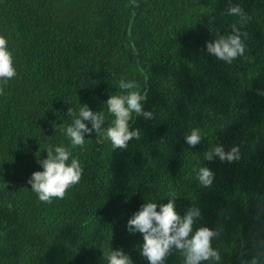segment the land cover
<instances>
[{
    "label": "trees",
    "instance_id": "16d2710c",
    "mask_svg": "<svg viewBox=\"0 0 264 264\" xmlns=\"http://www.w3.org/2000/svg\"><path fill=\"white\" fill-rule=\"evenodd\" d=\"M232 3L248 16L246 53L228 64L205 50L236 22L227 0H0L16 71L0 80V264H105L107 246L147 264L126 221L170 191L178 214L200 209L194 229L218 230L220 260L202 264L258 254L264 264V0ZM121 77L136 81L152 113L133 116L139 138L112 148L86 134L72 149L79 183L41 202L27 178L63 140L68 109L102 111ZM192 128L202 132L194 146L184 140ZM215 144L235 147L236 158L206 160ZM197 165L214 173L210 186L195 179ZM165 264L183 257L172 250Z\"/></svg>",
    "mask_w": 264,
    "mask_h": 264
},
{
    "label": "clouds",
    "instance_id": "9594fccd",
    "mask_svg": "<svg viewBox=\"0 0 264 264\" xmlns=\"http://www.w3.org/2000/svg\"><path fill=\"white\" fill-rule=\"evenodd\" d=\"M227 3L225 11L228 16L235 17L236 22L230 26L229 32L206 41L205 50L217 60L230 64L237 57L245 56L246 33L241 26L247 23L248 16L239 3L234 4L232 0H227ZM7 45L6 38L0 36V80L5 81L16 74ZM117 83V92L107 98L102 111H93L86 105L75 110L68 109L71 122L61 129L63 140L46 148V158L39 161L42 170L33 171L27 178V184L41 202L51 203L53 198L62 199L69 189L79 183L83 166L72 149L85 144L86 134L99 133L100 139L108 141L112 148H125L128 141L139 138L140 130L130 129V122L134 115L151 118L152 113L142 106L146 96L134 79L121 77ZM201 137V130L192 128L184 140L194 146L200 143ZM236 154L235 147L225 151L223 145L215 144L204 153V158L209 161L214 158L231 161ZM192 174L202 186L212 184L214 173L208 167L197 165L193 167ZM166 195L171 197L166 203L147 200L126 221L128 233L141 234L139 251L147 264H165V258L172 250L180 253L183 264L218 262L220 253L212 246V239L218 236V230L207 226L194 229L201 215L200 209L189 207L180 215L175 210L174 192ZM104 258L105 264H133L122 249H109L108 246L104 248ZM260 258L259 254L251 256L243 264H260Z\"/></svg>",
    "mask_w": 264,
    "mask_h": 264
}]
</instances>
